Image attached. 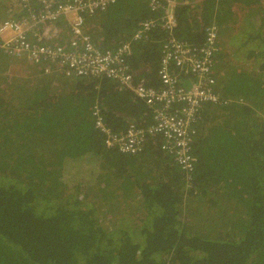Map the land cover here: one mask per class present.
<instances>
[{"label":"trees","instance_id":"trees-1","mask_svg":"<svg viewBox=\"0 0 264 264\" xmlns=\"http://www.w3.org/2000/svg\"><path fill=\"white\" fill-rule=\"evenodd\" d=\"M147 1L115 0L85 23L99 24L101 49L130 43L133 81L159 87L167 33L132 40L159 17ZM176 1L190 2L175 8L176 39L201 46L215 25L214 64L225 44L241 61L227 64V83L213 72L225 102L200 110L188 179L158 135L137 155L104 146L95 105L114 133L152 120L117 81L66 78L54 65L45 74L43 64L16 77L26 61L0 49V264H264V0Z\"/></svg>","mask_w":264,"mask_h":264},{"label":"built area","instance_id":"built-area-1","mask_svg":"<svg viewBox=\"0 0 264 264\" xmlns=\"http://www.w3.org/2000/svg\"><path fill=\"white\" fill-rule=\"evenodd\" d=\"M114 2L22 1L21 16L0 22V49L15 60L45 65V74H49L54 65L66 78L117 81L144 104L152 120L148 127L129 124L125 134L114 133L104 124L101 109L95 105L94 127L103 135L104 146L126 155H137L143 150L146 136L158 135L162 140L161 150L173 156L188 179L196 163L191 147L200 110L206 105L225 102L217 92L212 71L219 50L218 29L215 25L208 26L204 30V43L193 47L174 37L175 8L190 2L148 0L150 11L158 13L159 17L139 22L132 40H142L154 28L166 32L167 37L161 45L157 69L159 87L135 84L125 62L131 54L130 43H123L114 50L101 49L84 31L86 17L103 12ZM62 31L69 34L65 42L55 44L46 38V35H60Z\"/></svg>","mask_w":264,"mask_h":264},{"label":"rangeland","instance_id":"rangeland-1","mask_svg":"<svg viewBox=\"0 0 264 264\" xmlns=\"http://www.w3.org/2000/svg\"><path fill=\"white\" fill-rule=\"evenodd\" d=\"M4 14L5 13L3 11H0L1 17ZM100 14H102V13H98L95 16L97 17ZM95 16H93V17H95ZM62 22L63 21H61L57 26H60L62 24ZM89 25H90L89 33L91 34V36L93 38H95L99 34H101V28H99V24L97 22L92 21L91 23H89ZM218 34H219V32H218ZM63 35H65V40L69 38V34L67 32L65 34L61 35L62 38H63ZM46 38L48 39V41H52L53 43L56 44V41L58 39H60V35H56V34L46 35ZM217 43H218V48H219V44H220V37L219 36L217 37ZM228 47H229V49H228ZM233 51H234L233 46H231L229 44H225L224 45V51H222L221 53H222V55H226V58H224L223 60L216 59L215 64L213 65L214 75L217 77L218 81L221 82V84L227 83L230 75L233 73V71L231 72V68L228 67L227 64L229 63L230 65H233V62H235L236 59L238 60L239 54H237V58H236V54H234L235 56H231L230 53ZM227 54H229V56ZM245 61L246 60H244V62ZM238 62L240 63L241 61L238 60ZM18 67H20V66H18ZM18 67L14 66L11 70L13 72H14V70L16 71V75H15L16 77H19V76L24 77L25 75H27L28 73L31 72L28 69H31L34 71L36 70L37 72H38V69H40L39 65L30 63V62H25V64H23V66H21L22 67L21 69H19ZM51 77L52 76L50 75L49 78H51ZM133 216L134 215H132V213H129L127 215V217L129 219H131V217H133ZM139 216H140V213L136 214V217H139Z\"/></svg>","mask_w":264,"mask_h":264},{"label":"crops","instance_id":"crops-1","mask_svg":"<svg viewBox=\"0 0 264 264\" xmlns=\"http://www.w3.org/2000/svg\"><path fill=\"white\" fill-rule=\"evenodd\" d=\"M22 1H25V0H6L5 2L3 1V0H0V8H6L5 10H3V12L5 13V14H8L9 16L5 19H0V22L1 21H4V20H7V19H9V18H13L15 15H18V13H19V11H20V9H21V6H20V4L22 3ZM29 2H34L35 0H28ZM20 8V9H19ZM4 14V15H5ZM84 31L91 37V39L93 38L92 36H91V34L89 33V29H88V27L86 26V23H85V26H84ZM66 33V31H62L61 33H60V35L61 34H65ZM94 40H96L97 41V44L98 43H101L100 41V39L98 38V37H95V38H93ZM92 39V40H93ZM57 41H60V42H65V35H63V38H61L60 37V39H58ZM60 42H58V43H60ZM131 73V72H130ZM54 75L55 74H60L61 75V73H59V72H55V73H53ZM52 74V75H53ZM131 75L133 76V74L131 73ZM134 77V76H133ZM136 84V83H135ZM139 84H144V83H139ZM145 85V84H144Z\"/></svg>","mask_w":264,"mask_h":264}]
</instances>
